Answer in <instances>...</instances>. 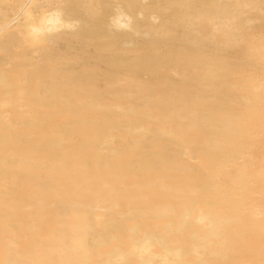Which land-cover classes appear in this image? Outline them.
<instances>
[{
  "label": "bare ground",
  "instance_id": "bare-ground-1",
  "mask_svg": "<svg viewBox=\"0 0 264 264\" xmlns=\"http://www.w3.org/2000/svg\"><path fill=\"white\" fill-rule=\"evenodd\" d=\"M262 9L0 0V264H262Z\"/></svg>",
  "mask_w": 264,
  "mask_h": 264
},
{
  "label": "snow or ice",
  "instance_id": "snow-or-ice-1",
  "mask_svg": "<svg viewBox=\"0 0 264 264\" xmlns=\"http://www.w3.org/2000/svg\"><path fill=\"white\" fill-rule=\"evenodd\" d=\"M36 7L44 9V10H45V13H46V16H47V15H56V16H60V15H62L61 6H54V5H38V6H36ZM67 7H71V6H67ZM54 8L56 9L55 12H53V9H54ZM262 10H264V9H262ZM213 74L216 75L215 72H214ZM261 87H262V90H264V83H262ZM262 264H264V262H262Z\"/></svg>",
  "mask_w": 264,
  "mask_h": 264
}]
</instances>
